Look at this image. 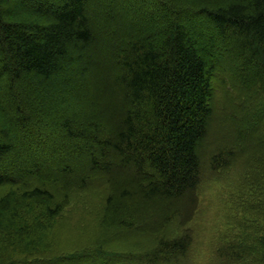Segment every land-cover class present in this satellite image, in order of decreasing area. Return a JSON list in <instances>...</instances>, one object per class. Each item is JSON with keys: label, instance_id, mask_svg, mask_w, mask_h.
Returning <instances> with one entry per match:
<instances>
[{"label": "trees", "instance_id": "1", "mask_svg": "<svg viewBox=\"0 0 264 264\" xmlns=\"http://www.w3.org/2000/svg\"><path fill=\"white\" fill-rule=\"evenodd\" d=\"M261 113L264 0H0V264H189L220 184L203 264H264Z\"/></svg>", "mask_w": 264, "mask_h": 264}, {"label": "rangeland", "instance_id": "2", "mask_svg": "<svg viewBox=\"0 0 264 264\" xmlns=\"http://www.w3.org/2000/svg\"><path fill=\"white\" fill-rule=\"evenodd\" d=\"M253 103L248 107L252 106L256 102L259 103L261 97L256 95H252ZM262 111V110H261ZM248 113L247 109L244 111V114ZM261 115H263L261 113ZM237 117V116H236ZM264 117V116H263ZM263 124V120L261 121ZM241 129L247 131L249 133L250 138L264 139V127L260 125H256V132L250 130L255 127V120L242 125ZM256 135V136H255ZM224 184L216 185L204 190V193L199 194V202L201 203V217H196L192 223V231L194 235V243L190 252L189 264H203L207 262L206 260L209 257V251L213 247V243L217 241L223 234L222 228V219L220 217L221 211H219L218 201L220 200L217 197V194H221L222 186ZM74 195L73 202L75 207L71 205L74 214H78L73 218V220L78 221L75 225L74 231L84 230L89 233L91 229H96L94 234L98 236L99 241L103 244H112V241H116V239H125L129 241L131 236L126 234L125 232L122 234H118L115 238V234L105 235L99 229V224L101 223V215H102V197L104 196L101 192L93 190L92 187L86 188L81 193H76ZM195 227V228H194ZM87 237V235L85 236ZM258 237H262L261 232ZM71 238V235H69ZM57 241V242H56ZM56 241H53L55 245L60 244L62 246L65 243L66 238L57 236Z\"/></svg>", "mask_w": 264, "mask_h": 264}]
</instances>
